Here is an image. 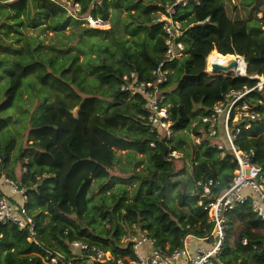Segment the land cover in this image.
Listing matches in <instances>:
<instances>
[{
    "label": "trees",
    "instance_id": "obj_1",
    "mask_svg": "<svg viewBox=\"0 0 264 264\" xmlns=\"http://www.w3.org/2000/svg\"><path fill=\"white\" fill-rule=\"evenodd\" d=\"M66 1L80 5V16L91 15L111 23L109 30H96L104 35H114L122 12L128 14L130 22L141 18V22H137L141 25L135 24V30L145 34L142 50L133 53L121 45L122 54L116 63L101 60L95 66V78L112 88L113 100L127 99V93L117 90L122 76L135 72L138 80L149 81L150 72L162 58V28L160 24H153V20L166 0ZM111 17H116L117 21ZM179 18L189 26L183 39L187 57L170 65L172 75L163 87L173 78L177 79L178 101L168 108L174 139L165 141L149 134L145 103L139 96L133 97L131 114L120 109L111 114H98L95 99L88 98L76 113L53 107L36 119L27 135V147L18 160L22 168L27 169L20 179L22 183L30 180L36 186L29 193L27 209L37 223L41 248L63 254L67 252L68 243L82 240L110 251L115 258L134 257L133 241L121 242L126 235V226L133 227L135 238L145 235L154 240L155 247L167 254L180 249L183 240L189 236L205 238L198 241L199 245L206 250L212 248L215 238L208 236L212 226L207 222L206 212L198 206L202 200L201 188H196L195 183L213 180L216 183L213 192L217 196L232 181L236 165L230 161L229 153L221 159L219 152L208 142L197 146L189 135L185 137L183 134L189 131L193 122H197L193 132L201 135L204 129L200 117L222 101L229 91L251 89L259 82L258 79L233 75L207 76L204 72L208 56L216 52L223 59L227 56L242 57L247 64V76L264 78V32L255 14V26H250L245 19H231L220 0H203L198 7L188 5ZM72 23L82 24L68 15L62 0H0V27L6 28V37L21 35L24 28L45 29L56 34L64 32ZM27 75L28 68L25 67L20 73L10 76L0 112L13 108L22 80ZM244 101L256 108L259 117L249 122L248 129L241 130L236 144L245 151L253 149L254 162L264 171V107L259 105V101H264V85L260 91L248 93ZM6 127L5 123H0V132ZM150 143H154V147H150ZM116 150H135L147 155L153 172L140 182L133 201L128 199L126 187L119 186L117 192L109 193L113 202L105 208L110 210V215H118L120 224L100 233L90 232L75 224L70 216L82 219L88 213L92 202L88 195L94 181L108 180L101 185L100 192L112 186L110 171L117 162ZM172 150L180 152L183 158L167 161L166 157ZM185 161L189 168L176 170L175 163ZM8 163L9 153L0 144L1 173L15 179L14 172H5ZM185 171L190 186L187 189L183 184V191L177 196L178 204L172 207L164 199V193L180 184L171 178ZM44 172L53 174L54 178L37 183L35 176ZM120 180L116 179L114 183L130 182ZM107 216L109 211L101 213L103 219ZM224 217V243L214 264H264V224L252 213L249 202L237 205L224 213ZM0 232V264H42L40 257L44 251L28 243L25 233L11 226L1 228ZM233 236L235 239L231 245ZM243 240L247 242L245 246Z\"/></svg>",
    "mask_w": 264,
    "mask_h": 264
},
{
    "label": "built area",
    "instance_id": "obj_2",
    "mask_svg": "<svg viewBox=\"0 0 264 264\" xmlns=\"http://www.w3.org/2000/svg\"><path fill=\"white\" fill-rule=\"evenodd\" d=\"M202 1H165L163 9L153 20V24L161 25L164 52L161 60L150 72V80L140 81L136 73L131 72L122 76V81L117 87L120 92L133 97L139 96L144 101L147 112L145 120L149 134L155 135L157 139L163 138L165 141H169L175 136L168 112L169 104H167L163 87L172 75L170 65L174 61H180L187 57L183 39L189 26L186 25L185 20H180V13L188 5L200 6ZM62 3L68 15L75 21L81 22L85 28L103 31L110 29L111 25L107 21L93 18L91 15L80 16L81 7L78 3L66 0H62ZM255 19L264 32V8L255 13ZM206 70L207 67L204 72L207 76H219L218 72H213V69L210 72ZM235 76L258 79L259 82L251 89L229 91L222 101L217 102L206 115L200 117L199 120L204 129L201 131V135L198 136L193 132L197 122H193L187 132L194 145L198 146L206 141L219 152L221 159L225 157L226 153H229L230 161L236 165L232 181L217 196L213 192L216 185L213 180L195 183L196 188H201L200 197L202 200L198 202V206L206 212L207 222L212 226L208 236L215 238L210 250L197 248L194 253H191L187 243L191 238L189 236L183 240V246L180 249L167 254L159 247H155L154 240L145 235L133 240L123 236L122 244L133 241L134 257L115 258L110 251L82 240H73L68 243L67 252L63 254L43 249L37 232V223L27 209L29 193L35 190L36 186L30 180L25 183L20 180L27 173L25 167L22 168L19 180L4 176L0 169V229L11 226L19 232L25 233L28 243L44 251L40 257L42 264H214V259H218L221 255L224 243V213L232 211L237 205L249 202L252 213L264 224V171L254 162L255 151L253 149L245 151L236 144V138L240 135L241 130L248 129L249 122L255 121L259 117L256 108L247 104L244 97L253 90L260 91L264 85V78L247 76L245 70L243 73L237 70ZM259 105L264 107V101H259ZM150 147H154V143H150ZM182 158L180 152L172 150L168 153L166 160L170 162ZM24 164H27L26 160H24ZM48 178H54V175L44 172L36 175L35 181L40 183ZM194 239L196 241L206 240L205 238ZM143 243L152 247L146 255L140 253V246ZM242 244L245 246L246 240H243Z\"/></svg>",
    "mask_w": 264,
    "mask_h": 264
},
{
    "label": "rangeland",
    "instance_id": "obj_3",
    "mask_svg": "<svg viewBox=\"0 0 264 264\" xmlns=\"http://www.w3.org/2000/svg\"><path fill=\"white\" fill-rule=\"evenodd\" d=\"M220 2L231 19H245L249 21L250 26L257 25L254 20L256 10L264 8V0H220ZM113 21H117V18L115 17ZM138 21L141 22L140 17L130 22L128 14L122 12L114 29V35H104L96 29H87L72 23L64 32L56 34L45 29L24 28L21 30V35L6 37V28L0 27V105L9 87L10 76L20 73L25 67L28 68V75L22 80L13 108L0 112V123L7 125L0 132L1 147L9 153V163L5 172H14L15 180H19L22 166L18 156L27 147V135L34 127L36 119L50 108H63L68 112L76 113L75 111L86 99L93 98L98 114H111L116 109L128 114L132 113L131 103L135 100L133 96L128 95L125 100L114 101L111 97L112 88L102 85L95 78L94 73L96 64L101 60H105L106 63H116L122 54L121 45L133 53L142 50L145 34L141 30H135ZM218 58L221 60L236 58L237 61L242 59L236 56H227L223 59L219 55ZM236 72L235 69L228 73L219 71L218 74L228 77L235 76ZM176 87L177 79L173 78L164 88L169 105L178 101ZM183 135L187 137L188 133ZM116 157V165L110 171L113 177L110 181L112 186L100 192L99 188L108 180L94 181L88 195L92 200L88 213L82 219L74 215L70 216L75 224L87 228L90 232L100 233L108 230L110 226L120 224L118 215H110V210L105 208L113 202L109 193L117 192L119 186L126 187L127 197L133 201L135 193L140 188V182L152 175L153 167L147 155L135 150H116ZM175 167L176 170L182 167L188 169L189 163L176 162ZM116 179L130 182L129 184L114 183ZM176 179L180 184L175 188H168L164 193V199L172 207L178 204L177 196L183 191V184L185 183L187 189L190 186L186 171L171 178L172 181ZM143 189L145 190L146 186ZM102 195L105 196L100 198ZM103 211H109L106 219L101 217ZM125 231V236L130 240L135 238L133 227L126 226ZM234 239L235 236L231 239V245ZM190 242L187 241L188 245ZM140 253L143 254L142 248Z\"/></svg>",
    "mask_w": 264,
    "mask_h": 264
},
{
    "label": "bare ground",
    "instance_id": "obj_4",
    "mask_svg": "<svg viewBox=\"0 0 264 264\" xmlns=\"http://www.w3.org/2000/svg\"><path fill=\"white\" fill-rule=\"evenodd\" d=\"M214 66L218 67V73L219 71H222L223 73H228L229 71L235 69L243 73V71L245 70V64L242 59H239L237 61L236 58H230L222 61L218 59L217 54L215 52H212L209 58L207 59V72H210L214 68Z\"/></svg>",
    "mask_w": 264,
    "mask_h": 264
},
{
    "label": "crops",
    "instance_id": "obj_5",
    "mask_svg": "<svg viewBox=\"0 0 264 264\" xmlns=\"http://www.w3.org/2000/svg\"><path fill=\"white\" fill-rule=\"evenodd\" d=\"M188 240L191 241L188 245L191 253H194L197 248H202V246H200L198 241H196L194 238L191 237ZM140 248H142L143 255H146L152 247L146 243H143Z\"/></svg>",
    "mask_w": 264,
    "mask_h": 264
},
{
    "label": "water",
    "instance_id": "obj_6",
    "mask_svg": "<svg viewBox=\"0 0 264 264\" xmlns=\"http://www.w3.org/2000/svg\"><path fill=\"white\" fill-rule=\"evenodd\" d=\"M243 59V62H244V64H245V71L247 70V64H246V62H245V59L244 58H242ZM217 66H214V68H213V72H218V70H217ZM221 76V75H220ZM227 75H225V77H226Z\"/></svg>",
    "mask_w": 264,
    "mask_h": 264
}]
</instances>
